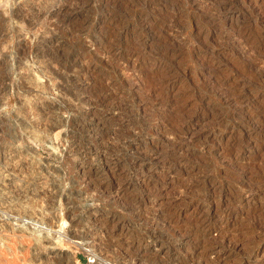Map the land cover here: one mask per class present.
I'll list each match as a JSON object with an SVG mask.
<instances>
[{
    "label": "rangeland",
    "instance_id": "1",
    "mask_svg": "<svg viewBox=\"0 0 264 264\" xmlns=\"http://www.w3.org/2000/svg\"><path fill=\"white\" fill-rule=\"evenodd\" d=\"M0 264H264V0H0Z\"/></svg>",
    "mask_w": 264,
    "mask_h": 264
},
{
    "label": "bare ground",
    "instance_id": "2",
    "mask_svg": "<svg viewBox=\"0 0 264 264\" xmlns=\"http://www.w3.org/2000/svg\"><path fill=\"white\" fill-rule=\"evenodd\" d=\"M257 43H258V42H256V44H257ZM256 44H255V45H256ZM262 44H263V43H262ZM257 45H258V44H257ZM261 48H263V47H261ZM52 73H53V72H52ZM54 73H55V71H54ZM28 203H29V202H28ZM30 205H32V204H30ZM25 207H26V205H25ZM27 207H29V206H27ZM31 210H32V209H31ZM24 211H25V210H24ZM26 213H27V212H26ZM28 213H29V212H28ZM23 218H24V216H23ZM25 219H29V218L26 217ZM31 219H32V218H30L29 221H30ZM32 220H33V219H32ZM38 220H39V219H38ZM22 221H25V220L22 219ZM25 222H26V221H25ZM25 222H24V223H25ZM33 223H34V221H33ZM39 223H42V222H39ZM39 223H38V224H39ZM57 232H58V231H57ZM57 239H58V238H57ZM58 240H59V239H58ZM59 242L61 243V241H59ZM61 244H62V243H61ZM91 250H92V253L95 254V251H94L93 249H91Z\"/></svg>",
    "mask_w": 264,
    "mask_h": 264
}]
</instances>
